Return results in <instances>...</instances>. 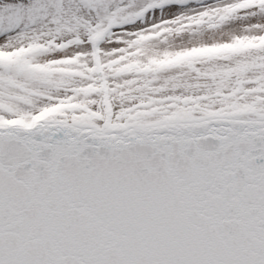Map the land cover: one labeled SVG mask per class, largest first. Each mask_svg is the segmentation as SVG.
<instances>
[{
  "label": "snow or ice",
  "instance_id": "1",
  "mask_svg": "<svg viewBox=\"0 0 264 264\" xmlns=\"http://www.w3.org/2000/svg\"><path fill=\"white\" fill-rule=\"evenodd\" d=\"M0 264H264V0H0Z\"/></svg>",
  "mask_w": 264,
  "mask_h": 264
}]
</instances>
